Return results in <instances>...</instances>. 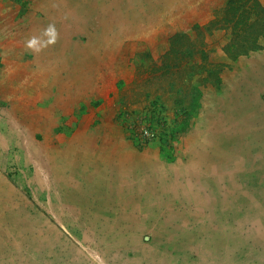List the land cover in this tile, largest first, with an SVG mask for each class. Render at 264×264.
Instances as JSON below:
<instances>
[{
	"label": "rangeland",
	"instance_id": "obj_1",
	"mask_svg": "<svg viewBox=\"0 0 264 264\" xmlns=\"http://www.w3.org/2000/svg\"><path fill=\"white\" fill-rule=\"evenodd\" d=\"M62 1L0 0V264H264V0H135L105 39L92 10L59 49Z\"/></svg>",
	"mask_w": 264,
	"mask_h": 264
},
{
	"label": "bare ground",
	"instance_id": "obj_2",
	"mask_svg": "<svg viewBox=\"0 0 264 264\" xmlns=\"http://www.w3.org/2000/svg\"><path fill=\"white\" fill-rule=\"evenodd\" d=\"M78 2L79 3V1L80 0H70V1H68V0H64V1H62V2H59L62 6V13H60L61 14V16L63 17L62 18V20H63V23L60 21V23L61 24H59V25H61V27H62V29H63V34H59L60 35V39L59 38H57V39H59V45H58V47H59V49H66V47L68 46V44L70 43V42H68V39H67V35H66V40L64 39V35L66 34V30H64L65 28H68V27H70L71 25H68L67 27H65L66 25H65V19H67L66 17L67 16H76V20L78 21V20H81V18L85 15V17H87V16H91L90 15V12H92V10H93V13L94 14H98V16H99V19H97L98 21H96V24H97V27L99 26V28H100V30H101V32H100V34H102L103 36L101 37L102 39H105V38H108V37H113V36H111V31L113 30V33L115 34L116 33V31L117 30H120L121 32H124V31H127V30H129L130 28L132 29V22H135V23H137L138 22V20H132L131 18L133 17V13L132 12H125L123 9H127V8H129V9H132L133 8V6H134V2H136L135 0H112V2L109 4L110 6L109 7H111V8H113V10H111V9H108V8H100V9H97V6L95 5H93L94 4V2H93V4L90 2V7L87 9V8H85L84 7V5H83V3H82V5L80 4L79 6H75V5H73V4H75V2ZM87 2V0H84V2ZM143 1V2H142ZM172 1V0H171ZM186 1V0H185ZM121 2H123V4L121 5ZM145 2V0H138V3H137V7H139V6H141L143 3ZM104 3V2H103ZM146 3H148V1L146 2ZM159 3V2H158ZM162 3V2H161ZM104 5H106V6H108L106 3L104 4ZM52 6V5H51ZM144 6H148V4L147 5H144ZM159 6V5H158ZM157 6V7H158ZM53 7V6H52ZM105 7V6H104ZM137 7H134L133 8V10L135 9H137ZM47 8V7H46ZM93 8V9H92ZM95 9V10H94ZM155 9V8H154ZM169 9V8H168ZM102 10V11H101ZM161 10V9H160ZM145 11V10H144ZM151 11H153V10H151ZM179 11V10H178ZM51 12V11H50ZM158 12V11H157ZM57 13V12H56ZM112 14H114V15H112ZM138 14V13H137ZM56 15V14H55ZM136 15V14H135ZM142 15H147V14H142ZM158 15H160V14H158ZM138 16H141L140 14H138ZM156 16V15H155ZM89 18V17H88ZM144 18H145V16H144ZM147 18V17H146ZM158 18V17H157ZM149 19H151V18H149ZM59 20V19H58ZM131 20V21H130ZM140 20H142V19H140ZM54 21V20H53ZM67 21V20H66ZM76 21V22H77ZM75 22V23H76ZM75 23H73V25L71 26V28L69 29V31L71 30V31H73V29H75V28H73V27H76V24ZM82 23V22H81ZM78 24V23H77ZM84 24V23H83ZM139 24V23H138ZM137 24V25H138ZM39 25H41V24H39ZM134 25V24H133ZM136 25V26H137ZM150 25V24H149ZM138 26H140V25H138ZM147 26H148V24H147ZM40 26H38V28H39ZM58 27V26H57ZM142 27V26H141ZM140 27V28H141ZM149 27V26H148ZM43 28H44V26H43ZM52 28H54V27H52ZM93 28V27H92ZM136 28V27H135ZM138 28V27H137ZM115 29H116V31H115ZM54 30V29H53ZM29 31V30H28ZM52 31V30H51ZM70 31V32H71ZM132 31V30H131ZM135 31V30H134ZM33 32V31H32ZM34 32H35V30H34ZM31 33V32H30ZM52 33H54V32H52ZM75 33V32H74ZM57 34V33H56ZM84 35V34H83ZM46 36H48V35H46ZM57 36V35H56ZM134 36V35H133ZM71 37V36H70ZM122 37V36H121ZM44 38H46V37H44ZM50 38V37H49ZM55 38V37H54ZM100 38V39H101ZM114 38V37H113ZM30 39V38H29ZM56 39V38H55ZM35 40V39H34ZM45 40V39H44ZM47 40V39H46ZM119 40V39H118ZM68 43H67V42ZM126 41V40H125ZM31 42H33V41H31ZM72 42V41H71ZM36 43V42H35ZM50 43V42H49ZM84 43H85V41H84ZM103 43V42H102ZM54 44V43H53ZM57 43H55V45H56ZM86 44V43H85ZM92 44V43H91ZM28 45V44H27ZM88 45H89V43H88ZM31 46V45H30ZM41 46H42V44H41ZM45 46V45H44ZM49 46V45H48ZM43 47V46H42ZM53 47V46H52ZM79 47V46H78ZM45 48H46V46H45ZM80 48V47H79ZM43 49H44V47H43ZM52 49V48H51ZM69 49V48H68ZM77 49V48H76ZM95 49V48H94ZM109 49H111V47L109 48ZM108 48H107V50H109ZM45 50V49H44ZM79 50V49H78ZM96 50V49H95ZM106 50V52H108ZM39 51V50H38ZM49 51V50H48ZM58 51V50H57ZM88 51V50H87ZM97 51V50H96ZM44 52V51H43ZM52 52V51H51ZM65 52V51H64ZM91 52V51H90ZM69 53V52H68ZM74 53V52H73ZM93 53V52H92ZM41 54V53H40ZM53 54V53H52ZM67 54V53H66ZM94 54V53H93ZM44 55H46V53L44 54ZM42 56V55H41ZM68 56V55H67ZM89 56V55H88ZM108 56V55H107ZM110 56V55H109ZM39 57V56H38ZM77 57H78V55H77ZM83 57H84V55H83ZM99 57H100V55H99ZM40 58L41 57H39V60H40ZM48 58V57H47ZM88 58V57H87ZM90 58V57H89ZM37 59V58H36ZM45 59V58H44ZM66 59V58H65ZM104 59V58H103ZM77 60V59H76ZM81 60H82V58H81ZM99 60V59H98ZM104 60H106V59H104ZM37 61V60H36ZM109 61H111V60H109ZM81 62V61H80ZM99 62V61H98ZM259 62V61H258ZM37 63V62H36ZM43 63H44V61H43ZM100 63V62H99ZM99 63H97V64H99ZM251 63V62H250ZM40 64V63H39ZM52 64L53 65H56L57 66V68L58 67H60V68H62L63 67V61H61V63H57V62H52ZM81 64V63H80ZM83 64V63H82ZM94 64V63H93ZM100 65V64H99ZM251 65V64H250ZM51 66V65H50ZM75 66V65H74ZM69 67V66H68ZM264 67V66H263ZM262 67V68H263ZM51 68V67H50ZM52 68L54 69V67L52 66ZM71 68V67H70ZM93 68V67H92ZM99 68V67H98ZM101 68V67H100ZM249 68V67H248ZM46 69V68H45ZM64 69V68H63ZM260 69V68H259ZM50 70V69H49ZM65 70H66V68H65ZM72 70H73V74H71V75H68L67 76V74H65L66 75V77L64 76V77H61V82H62V84L60 83V85H61V87H64V88H61V89H63V90H67L69 87H70V85L71 84H73L74 82H77V85L79 86V83H81L82 81H83V79H84V73H83V71L85 72V70L82 68V67H75L74 69L72 68ZM71 70V71H72ZM93 70V69H92ZM256 70V69H255ZM255 70H254V72H255ZM95 71V70H94ZM94 71H92V72H94ZM100 71V70H99ZM244 71V70H243ZM257 71V70H256ZM259 71V70H258ZM52 72V71H51ZM70 71H68V73H69ZM250 72V71H249ZM263 72V71H262ZM261 72V73H262ZM71 73V72H70ZM48 74H51L52 75V73H49L48 72ZM53 74H55V72L53 73ZM249 74V73H248ZM41 75H42V73H41ZM250 75V74H249ZM263 75V74H262ZM56 76V75H55ZM59 76L60 75H58V78H59ZM62 76V75H61ZM38 78V77H37ZM97 78H99V77H97ZM239 79V78H238ZM86 80V79H85ZM41 82H43V81H41ZM45 82V81H44ZM85 82V81H84ZM257 83V82H256ZM74 84H76V83H74ZM240 84V83H239ZM244 84V83H243ZM255 84V83H254ZM259 84H261V82L259 83ZM257 86V85H256ZM83 87V86H82ZM235 87V86H234ZM79 88V87H78ZM81 88V87H80ZM83 89V88H82ZM240 89V88H239ZM71 90V89H70ZM79 90V89H78ZM77 90V91H78ZM246 90V89H245ZM76 91V92H77ZM48 92V91H47ZM62 94V93H61ZM80 94V93H79ZM257 94V93H256ZM60 95V94H59ZM68 95V94H67ZM76 95V94H75ZM248 95V94H247ZM65 96V95H64ZM243 96V95H242ZM257 96V95H256ZM261 96V95H260ZM235 97V96H234ZM244 97V96H243ZM262 97V96H261ZM236 98H237V96H236ZM245 98V97H244ZM61 98H59V100H60ZM71 99V98H70ZM69 99V100H70ZM72 100V99H71ZM237 100V99H236ZM222 101V100H221ZM64 103V102H63ZM228 104V103H227ZM240 104V103H239ZM253 104V103H252ZM262 105V104H261ZM228 106V105H227ZM226 106V107H227ZM50 107V106H49ZM57 107V106H56ZM60 106H58V108H59ZM259 107V106H258ZM44 109H46V108H44ZM246 109V108H245ZM48 110V109H47ZM46 110V111H47ZM258 110V109H257ZM35 111V110H34ZM65 111V110H64ZM236 112H237V110H235ZM245 111V110H244ZM248 111H250L249 109H248ZM247 111V112H248ZM49 112V111H48ZM45 113V112H44ZM47 113V112H46ZM230 113V112H229ZM241 113H243V112H241ZM241 113H240V115H241ZM256 113V112H255ZM41 114V113H40ZM232 115V114H231ZM230 115V116H231ZM25 116V115H24ZM27 116V115H26ZM25 116V117H26ZM36 116V115H35ZM34 116V117H35ZM23 117V116H22ZM24 118V117H23ZM27 118V117H26ZM239 118V117H238ZM262 119V118H261ZM264 119V118H263ZM25 120V119H24ZM32 120V119H31ZM35 120V119H34ZM254 120V119H253ZM257 120V119H256ZM33 121V120H32ZM36 121V120H35ZM38 121V120H37ZM240 121V120H239ZM258 121H260V119H258ZM263 121V120H262ZM34 122V121H33ZM248 122V121H247ZM25 123V122H24ZM30 123V122H29ZM36 123V122H35ZM39 123V122H38ZM215 123H217V122H215ZM237 123V122H236ZM264 124V123H263ZM12 125V124H11ZM28 125V124H27ZM35 125V124H34ZM215 125V124H214ZM13 126V125H12ZM16 126V125H15ZM23 126V125H22ZM51 127V126H50ZM34 128V127H33ZM256 129V128H255ZM257 130V129H256ZM260 130V129H259ZM20 131V130H19ZM31 131V130H30ZM9 133H10V131H9ZM30 133V132H29ZM80 133V132H79ZM17 134V133H16ZM26 134V133H25ZM76 134L77 133H75V136H76ZM81 134H83V133H81ZM259 134V133H258ZM264 134V133H263ZM73 136H74V134H73ZM74 136V137H75ZM78 136H80V135H78ZM259 136V135H258ZM12 137V136H11ZM19 137V136H18ZM72 137V136H71ZM232 137V136H231ZM253 137H255L254 135H253ZM14 139V138H13ZM20 139V138H19ZM34 139V138H33ZM70 139H73V138H70ZM256 139V138H255ZM3 140V139H2ZM30 140V139H29ZM74 140V139H73ZM76 141H77V139H75ZM231 140V139H230ZM233 140H234V138H233ZM232 141V140H231ZM30 142V141H29ZM34 142V141H33ZM73 142V141H72ZM4 143V142H3ZM68 143H69V140H68ZM75 143V142H74ZM92 143V142H91ZM202 143V142H201ZM235 143V142H234ZM233 143V144H234ZM52 144V143H51ZM88 144V143H87ZM95 144V143H94ZM212 144V143H211ZM28 145V144H27ZM43 145H44V143H43ZM48 145H50V144H48ZM69 145V144H68ZM238 145H240V144H238ZM45 146V145H44ZM63 147H64V145H62ZM81 146V145H80ZM100 146V145H99ZM237 146V145H236ZM241 146V145H240ZM34 147V146H33ZM87 147V146H86ZM96 147V146H95ZM20 148V147H19ZM45 148H46V146H45ZM49 148V147H48ZM70 148V147H69ZM71 148H73V147H71ZM103 148V147H102ZM106 148V147H105ZM105 148H103V150L105 149ZM109 148V147H108ZM59 149V148H58ZM61 149V148H60ZM75 149V148H74ZM49 150V149H48ZM52 150H53V148H52ZM51 150V151H52ZM69 150V149H68ZM81 151L82 150H84V149H80ZM98 150V149H97ZM107 150V152H109L108 151V149H106ZM105 150V151H106ZM67 151V150H66ZM94 151H96V150H94ZM93 151V152H94ZM229 151V150H228ZM104 152V151H103ZM200 152V151H199ZM221 152V151H220ZM26 153V152H25ZM50 153V152H49ZM60 153V152H59ZM58 153V154H59ZM62 153H64V152H62ZM67 153V152H66ZM65 153V154H66ZM96 153V152H95ZM263 153V152H262ZM216 154V153H215ZM218 154V153H217ZM236 154V153H235ZM56 155V154H55ZM62 155V154H61ZM71 155V154H70ZM74 155V154H73ZM79 155V154H78ZM119 155V154H118ZM50 156V155H49ZM54 156V155H53ZM66 156V155H65ZM100 156V155H99ZM102 156V155H101ZM217 156V155H216ZM226 156V155H225ZM232 156V155H231ZM29 157V156H28ZM51 157V156H50ZM62 157V156H61ZM224 157V156H223ZM228 157H230V156H228ZM227 157V158H228ZM54 158H55V156H54ZM100 158V157H99ZM98 158V159H99ZM55 159H58V158H55ZM61 159V158H60ZM71 159V158H70ZM74 159V158H73ZM232 159V158H231ZM29 160V159H28ZM67 160V159H66ZM100 160H101V158H100ZM49 161H50V159H49ZM63 161V160H62ZM79 161V160H78ZM87 161V160H86ZM85 161V162H86ZM103 161V160H102ZM232 161V160H231ZM31 162V161H30ZM69 162V161H68ZM68 162H66V163H68ZM71 162V161H70ZM117 165H119V166H121L122 165V163L124 162V159L123 158H117ZM241 162V161H240ZM56 163V162H55ZM82 163V165H83V162H81ZM50 164V163H49ZM98 164H99V162H98ZM54 165V164H53ZM80 165V164H79ZM97 165V164H96ZM108 165H110V164H108ZM58 166V165H57ZM63 166V165H62ZM102 166V165H101ZM104 166V165H103ZM111 166V165H110ZM141 166V165H140ZM45 167V166H44ZM52 167V166H51ZM60 167V166H59ZM59 167H57V168H59ZM114 167L116 168V166L114 165ZM136 167V166H135ZM46 168V167H45ZM78 168V167H77ZM90 168V167H89ZM108 168H109V166H108ZM120 167H118V169H119ZM47 169V168H46ZM61 169V168H60ZM59 169V170H60ZM122 169V168H121ZM62 170V169H61ZM64 170V169H63ZM73 170V169H72ZM116 171H117V169H116ZM134 171V170H133ZM72 172V171H71ZM101 172V171H100ZM109 172V171H108ZM50 173V172H49ZM78 173V172H77ZM133 173V172H132ZM138 173V172H137ZM135 174V173H134ZM103 175V174H102ZM80 176H82V175H80ZM230 176V175H229ZM233 176V175H232ZM69 177V176H68ZM71 177V176H70ZM101 177H104V176H101ZM107 177H108V175H107ZM119 177V176H118ZM154 177V176H153ZM60 178V177H59ZM94 178H96V177H94ZM133 178V177H132ZM34 179V178H33ZM52 179V178H51ZM68 179V178H67ZM75 179V178H74ZM102 179V178H101ZM104 179V178H103ZM79 180V179H78ZM80 180H82V179H80ZM84 180H86V179H84ZM108 180V179H107ZM106 180V182H108ZM231 180V179H230ZM54 181V180H53ZM56 181V180H55ZM155 181V180H154ZM67 182V181H66ZM56 183V182H55ZM61 183H63V182H61ZM90 183V182H89ZM93 183H94V180H93ZM130 183V182H129ZM155 183V182H154ZM79 184V183H78ZM101 184V183H100ZM70 185V184H69ZM69 185H67V186H69ZM82 185V184H81ZM119 185V184H118ZM163 185V184H162ZM62 186V185H61ZM80 186V185H79ZM106 186V185H105ZM109 186V185H108ZM121 186V185H120ZM119 186V187H120ZM147 186V185H146ZM173 186V185H172ZM175 186V185H174ZM215 186V185H214ZM95 187V186H94ZM126 187V186H125ZM59 188H61V187H59ZM63 188V187H62ZM64 188H66V187H64ZM87 188V187H86ZM92 188V187H91ZM112 188V187H111ZM173 188V187H172ZM121 189V188H120ZM119 189V190H120ZM135 189V188H134ZM174 189V188H173ZM186 189V188H185ZM83 190V189H82ZM93 190V189H92ZM98 190V189H97ZM96 190V191H97ZM99 191V190H98ZM110 191V190H109ZM108 191V192H109ZM68 192V191H67ZM67 192H65V193H67ZM69 192H70V190H69ZM68 192V193H69ZM102 192V191H101ZM111 192V191H110ZM9 193V192H8ZM80 193V192H79ZM135 193V192H134ZM158 193H160V192H158ZM1 194H2V192H1ZM3 194H4V192H3ZM62 194V193H61ZM73 194V193H72ZM97 194V193H96ZM111 194V193H110ZM140 194V193H139ZM218 194V193H217ZM69 195V194H68ZM83 195V194H82ZM89 195V194H88ZM92 195V194H91ZM101 195V194H100ZM99 195V196H100ZM170 195V194H169ZM216 195V194H215ZM8 196V195H7ZM72 196V195H71ZM74 196V195H73ZM90 196V195H89ZM94 196V195H93ZM92 196V197H93ZM98 196V195H97ZM104 196V195H103ZM140 196V195H139ZM153 196V195H152ZM157 196V195H156ZM5 197V196H4ZM3 197V198H4ZM14 197V196H13ZM12 197V198H13ZM61 197V196H60ZM69 197H70V195H69ZM110 197V196H109ZM8 198H10L9 196H8ZM8 198H5V199H8ZM79 198H81V197H79ZM87 198V197H86ZM97 198V197H96ZM99 198V197H98ZM150 198H152V197H150ZM216 198V197H215ZM75 199V198H74ZM95 199V198H94ZM170 199V198H169ZM16 200V199H15ZM67 200V199H66ZM93 200V199H92ZM134 200V199H133ZM137 200V199H136ZM217 200V199H216ZM8 201V200H7ZM61 201V200H60ZM73 201V200H72ZM78 201V200H77ZM202 201V200H201ZM103 202V201H102ZM134 202V201H133ZM215 202V201H214ZM71 204H73L72 202H71ZM70 204V205H71ZM78 204H79V201H78ZM219 204H220V202H219ZM12 205H14V204H12ZM67 205H69V204H67ZM100 205H101V203H100ZM82 206V205H81ZM84 206V205H83ZM102 206V205H101ZM137 206H139V205H137ZM142 206V205H141ZM171 206V205H170ZM225 206V205H224ZM7 207V206H6ZM75 207V206H74ZM220 207V206H219ZM1 208V207H0ZM9 208V207H8ZM11 208V207H10ZM82 208H84V207H82ZM87 208V207H86ZM223 208V207H222ZM124 209V208H123ZM134 209V208H133ZM225 209V208H224ZM5 210H7V208H5ZM9 211V210H8ZM121 213V212H120ZM7 214H9L8 212H7ZM121 215V214H120ZM136 215V214H135ZM14 216V215H13ZM122 216H124V215H122ZM95 217V216H94ZM19 219H20V217H19ZM121 219H122V217H121ZM125 219H127V218H125ZM131 219V218H130ZM137 220V219H136ZM16 222V221H15ZM14 222V223H15ZM24 227V226H23ZM28 229V228H27ZM31 229V228H30ZM4 230H8V229H5L4 228ZM26 231V230H25ZM2 232V231H1ZM0 232V233H1ZM19 232V231H18ZM25 233V232H24ZM7 234H9V233H7ZM10 234H11V232H10ZM222 234V233H221ZM18 235V234H17ZM218 235V234H217ZM220 235V234H219ZM218 235V236H219ZM222 236V235H221ZM19 237H21V236H19ZM17 238H18V236H17ZM224 238V237H223ZM224 240V239H223ZM222 240V241H223Z\"/></svg>",
	"mask_w": 264,
	"mask_h": 264
},
{
	"label": "built area",
	"instance_id": "obj_3",
	"mask_svg": "<svg viewBox=\"0 0 264 264\" xmlns=\"http://www.w3.org/2000/svg\"><path fill=\"white\" fill-rule=\"evenodd\" d=\"M159 106H150L146 110L125 113L123 119L127 124L128 132L132 140L139 145L149 144L152 140L159 138L161 132L148 121L151 114L159 111Z\"/></svg>",
	"mask_w": 264,
	"mask_h": 264
},
{
	"label": "trees",
	"instance_id": "obj_4",
	"mask_svg": "<svg viewBox=\"0 0 264 264\" xmlns=\"http://www.w3.org/2000/svg\"><path fill=\"white\" fill-rule=\"evenodd\" d=\"M257 45H259V44H256V46H257ZM244 51H246V50H244ZM244 51H243V52H244ZM160 136H161V142H162L163 139H164V134H160Z\"/></svg>",
	"mask_w": 264,
	"mask_h": 264
},
{
	"label": "clouds",
	"instance_id": "obj_5",
	"mask_svg": "<svg viewBox=\"0 0 264 264\" xmlns=\"http://www.w3.org/2000/svg\"><path fill=\"white\" fill-rule=\"evenodd\" d=\"M51 42H55L54 39H53V41H51Z\"/></svg>",
	"mask_w": 264,
	"mask_h": 264
}]
</instances>
